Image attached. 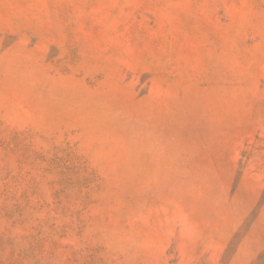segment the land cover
Instances as JSON below:
<instances>
[{
  "label": "rangeland",
  "instance_id": "1",
  "mask_svg": "<svg viewBox=\"0 0 264 264\" xmlns=\"http://www.w3.org/2000/svg\"><path fill=\"white\" fill-rule=\"evenodd\" d=\"M0 264H264V0H0Z\"/></svg>",
  "mask_w": 264,
  "mask_h": 264
}]
</instances>
